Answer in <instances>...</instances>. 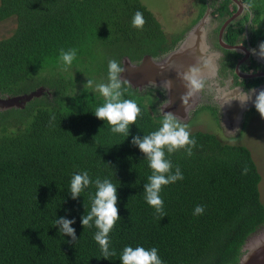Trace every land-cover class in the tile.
<instances>
[{"label":"trees","instance_id":"16d2710c","mask_svg":"<svg viewBox=\"0 0 264 264\" xmlns=\"http://www.w3.org/2000/svg\"><path fill=\"white\" fill-rule=\"evenodd\" d=\"M248 1L264 12V0ZM137 11L142 29L131 24ZM13 15L16 31L0 39V96L45 91L0 111V264H122L126 245L155 246L164 264H237L264 225L262 175L250 148L190 132L193 154L180 149L169 157L184 179L163 187L164 214L157 213L144 199L151 169L131 143L161 126L158 111L143 103L148 93L123 82V98L141 108L140 127L134 123L125 140L93 114L104 98L84 89L89 79L107 82L110 59L123 67L126 56L139 62L172 50L155 14L141 0H0V21ZM61 49H76L67 70ZM84 170L118 186L121 218L109 259L94 240L97 229L81 223L95 185L77 199L69 192L72 175ZM197 205L203 214L193 215ZM59 216L75 218L77 241L53 226Z\"/></svg>","mask_w":264,"mask_h":264},{"label":"clouds","instance_id":"9594fccd","mask_svg":"<svg viewBox=\"0 0 264 264\" xmlns=\"http://www.w3.org/2000/svg\"><path fill=\"white\" fill-rule=\"evenodd\" d=\"M131 24L134 28H143L145 19L140 11L134 14ZM252 51L256 52V49ZM76 54V49L60 50V60L65 70L72 66ZM259 55L264 57V42L259 45ZM208 64L209 62L204 60V66L208 67ZM123 71L124 67L116 59H110L108 61L107 82L96 84L89 79L85 83L84 89L98 93L104 98L103 104L92 110L93 114L98 119L105 121V125L110 128L113 134H122L126 140L134 123L140 127L137 119L141 113V108L136 101L123 98L127 91L122 86L125 81L121 76ZM185 79L188 81L187 86L190 89L187 95L183 97L186 104L189 96L205 87V79L195 68L186 75ZM254 93H256V89L242 91L240 88H236L228 91L219 99L224 102L230 100L228 97H232L231 99H238L244 105L252 99ZM254 104L261 117L264 118V90L258 92ZM131 143L145 154L148 167L151 169V175L147 177V182L144 183V199L157 213L164 214V201L160 195L163 187L184 179V174L179 166H175L173 171L174 166L169 157L180 149H184L186 154L191 156L196 140L191 137L186 125H182L174 114L167 113L157 130L142 137L137 134L132 137ZM244 171L246 172L247 169ZM92 184L95 185L96 191L91 198V208L87 214L82 215L81 223L84 227L94 226L97 229L94 233V240L99 245L103 258L109 259L115 254L110 247V233L121 218L118 211V186L109 178L97 177L93 181L87 170L76 172L70 181L71 198L77 199ZM204 211L203 205H197L193 210V215H201ZM74 223L75 218L69 219L65 216H59L53 226H59L60 234L63 236L67 234L72 241H77L76 230L72 226ZM119 259L122 264H164L159 255V250L155 246L146 248L142 245L136 247L126 245Z\"/></svg>","mask_w":264,"mask_h":264},{"label":"flooded vegetation","instance_id":"af4514ba","mask_svg":"<svg viewBox=\"0 0 264 264\" xmlns=\"http://www.w3.org/2000/svg\"><path fill=\"white\" fill-rule=\"evenodd\" d=\"M195 8L196 15L191 16V20L183 29H178L177 33H171L165 29L166 25L158 20L170 42L174 41L172 50L180 49L182 46L184 49L189 48L195 43L199 44L198 42L200 45L201 43L205 45L204 53L201 54L205 57L206 54L212 57V62L209 58L207 59L208 67L204 69L195 67L204 77L205 87L187 98V104L190 103L188 107L184 106V108L180 105L172 109L170 98L163 84L151 83L138 88L139 91L146 90V93L156 97L155 104L157 106L158 103L157 109H161L162 115L172 113L177 118V115L182 114L189 122L198 110L202 109L201 112H204L211 108L215 111L217 118L215 121L220 126V131L216 134L223 139L227 138L230 132L235 131L231 134L235 136L237 131L247 129L250 125L253 126L257 118L261 122V115L255 108L254 101L258 92L264 90V57L259 55V45L264 42V12H258L248 0H206L198 2ZM235 14L237 17L225 27L223 35L220 36L227 20ZM193 34H196L195 40L189 39ZM253 49H256V52H253ZM189 55L193 57L192 53ZM133 62L139 64L141 61ZM215 63H217L216 69L212 72L213 65L211 67V64ZM254 74L261 75L245 77ZM236 88L242 91L256 89V93L244 105L238 99H231L232 97H228L230 99L228 101H220L219 97ZM189 90L188 88V92ZM0 98L5 97L0 96ZM227 118L229 121L225 124ZM238 125H241L239 129ZM263 229L264 225L253 235L261 234Z\"/></svg>","mask_w":264,"mask_h":264},{"label":"water","instance_id":"95a60500","mask_svg":"<svg viewBox=\"0 0 264 264\" xmlns=\"http://www.w3.org/2000/svg\"><path fill=\"white\" fill-rule=\"evenodd\" d=\"M236 14L238 15V13ZM236 14L227 20L225 26L222 28L220 36L223 35L225 27L237 17ZM194 36H196V34H193L189 39L195 40ZM198 43L199 44L195 43L189 48L184 49V46H182L180 49H174L161 57H154L150 54H146L139 64H135L129 57L126 56L124 58V71L121 74L122 79L136 88L143 87L144 85H149L151 83L163 84L162 86L167 90L170 98V105L172 106L171 109L175 107L178 108L180 105V107H188L187 105L190 103L185 104L183 100V97L188 93V81L185 79V76L195 67L198 69H204V60L210 58L212 62V57H209L206 53V57L201 54L204 53L203 48L205 45L203 43L200 45V42ZM188 45H190V43ZM190 53H192V58L189 55ZM216 64L217 63L211 64V67L213 65L212 72L215 71ZM259 75L261 74L247 75L245 77H256ZM42 90L43 89L40 88L29 94L0 98V111L13 107L22 108L34 97L40 96L42 94ZM177 116L178 118L184 117L182 114ZM184 120H186L185 117ZM261 232V234L257 235H253V233L247 239V242L243 247V254L237 264H264V229Z\"/></svg>","mask_w":264,"mask_h":264},{"label":"rangeland","instance_id":"374dc122","mask_svg":"<svg viewBox=\"0 0 264 264\" xmlns=\"http://www.w3.org/2000/svg\"><path fill=\"white\" fill-rule=\"evenodd\" d=\"M154 14L158 17V19L165 24V29L170 31L171 33H177L178 29H183V27L191 20L190 17L196 15L195 6L197 3L205 2L206 0H141ZM193 21V20H192ZM18 27V19L17 16L13 15L9 18L0 21V39L6 38L12 35ZM182 32V31H181ZM173 37V36H172ZM45 90H42V93ZM50 92V94H49ZM47 94L52 97L51 91ZM156 97L154 95L146 94V98H144L143 103L150 109V111L154 114L156 110L158 111V118L163 120L165 115H162L159 109L155 104ZM202 110V109H201ZM201 110L197 111L192 115L190 121L184 120L182 118H176L182 125L187 126V130L190 132H195L198 130L201 131H209L213 133H218L220 131V126L215 116V111L211 108L201 112ZM160 111V112H159ZM229 119H226V123ZM224 124V125H225ZM241 124V123H240ZM238 129L241 125L237 126ZM235 132V131H233ZM230 132V135L233 133ZM239 132V133H238ZM238 135V136H236ZM235 136L223 138L222 140L229 141L231 143H239L245 144V146L249 147L254 160L257 163L259 172L262 175V182L260 185L261 189V197L264 202V118L261 117V122L258 118L255 120L253 126H247L239 131Z\"/></svg>","mask_w":264,"mask_h":264},{"label":"crops","instance_id":"0c3cea01","mask_svg":"<svg viewBox=\"0 0 264 264\" xmlns=\"http://www.w3.org/2000/svg\"><path fill=\"white\" fill-rule=\"evenodd\" d=\"M215 62H216V60H215Z\"/></svg>","mask_w":264,"mask_h":264}]
</instances>
